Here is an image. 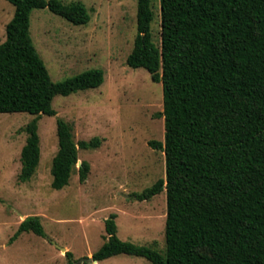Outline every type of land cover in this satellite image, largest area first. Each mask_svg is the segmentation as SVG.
I'll use <instances>...</instances> for the list:
<instances>
[{
  "label": "trees",
  "instance_id": "1",
  "mask_svg": "<svg viewBox=\"0 0 264 264\" xmlns=\"http://www.w3.org/2000/svg\"><path fill=\"white\" fill-rule=\"evenodd\" d=\"M15 13L0 44V113L37 115L21 153L19 179H32L41 159L38 118L56 115V96L100 87L103 69L54 82L34 44L31 15L49 8L75 25L89 23L81 2L8 0ZM152 0H138L137 36L127 64L145 68L162 82L165 141L151 140L166 154V179L138 200L167 190L166 249L118 236L117 213L106 220L105 243L92 258L119 254L152 264H264V0H161L162 41L153 39ZM59 149L52 186L69 185L79 148L96 149L98 136L76 143L72 126L57 120ZM88 161L78 168L85 182ZM23 232L46 236L41 217L28 216ZM70 264H75L68 251ZM85 264V263H84Z\"/></svg>",
  "mask_w": 264,
  "mask_h": 264
},
{
  "label": "rangeland",
  "instance_id": "2",
  "mask_svg": "<svg viewBox=\"0 0 264 264\" xmlns=\"http://www.w3.org/2000/svg\"><path fill=\"white\" fill-rule=\"evenodd\" d=\"M81 2L90 15L75 25L49 8L34 9L31 35L54 82L93 69L105 71L98 88L81 90L53 101L56 115L38 118L41 159L31 180L22 182L21 153L26 126L37 117L28 112L0 113V264H75L106 241V220L117 213L118 236L139 245L166 249L167 190L138 200L159 179H166V154L151 140L165 141L162 82L145 68H132L127 58L137 36L138 0H62ZM153 39L162 41L161 0H152ZM14 5L0 0V44ZM66 120L76 143L100 137L96 149L79 148V161L91 170L80 180L77 164L70 183L52 186V164L59 149L57 120ZM38 215L46 236L23 232L12 238L23 220ZM66 248L63 251L62 248ZM85 264H152L147 258L119 254ZM83 263V264H84Z\"/></svg>",
  "mask_w": 264,
  "mask_h": 264
},
{
  "label": "water",
  "instance_id": "3",
  "mask_svg": "<svg viewBox=\"0 0 264 264\" xmlns=\"http://www.w3.org/2000/svg\"><path fill=\"white\" fill-rule=\"evenodd\" d=\"M78 163L81 165L82 161H79ZM62 250H63V251H66L67 249L63 247ZM84 262H98V261H97V260H94V259L91 257V258H85V259H83L82 261H80V262L77 263V264H83Z\"/></svg>",
  "mask_w": 264,
  "mask_h": 264
}]
</instances>
